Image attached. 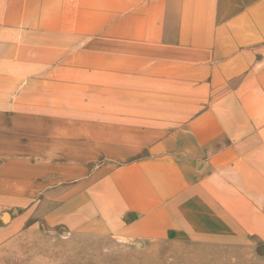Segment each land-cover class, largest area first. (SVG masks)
<instances>
[{
  "label": "rangeland",
  "instance_id": "rangeland-1",
  "mask_svg": "<svg viewBox=\"0 0 264 264\" xmlns=\"http://www.w3.org/2000/svg\"><path fill=\"white\" fill-rule=\"evenodd\" d=\"M0 84L17 99L63 101L66 132L80 133L65 209L94 201L97 227L112 226L104 215L121 202L134 211L129 191L150 186L155 171L206 175L199 182L210 195L222 189L227 211L240 198L242 233L250 209L264 210L252 188L264 185V0H0ZM168 157L176 167H164ZM70 227L55 241L36 236L49 251L36 245L16 264H121L102 251L121 237L70 236ZM241 238L264 264V240Z\"/></svg>",
  "mask_w": 264,
  "mask_h": 264
},
{
  "label": "crops",
  "instance_id": "crops-1",
  "mask_svg": "<svg viewBox=\"0 0 264 264\" xmlns=\"http://www.w3.org/2000/svg\"><path fill=\"white\" fill-rule=\"evenodd\" d=\"M237 42H245L244 37ZM8 68L15 72L14 67ZM10 81L17 84L15 77ZM13 90L0 84V261L8 258L16 264L21 256L30 259L33 247L39 245L36 236L52 235V240H58L69 225L70 236L121 237L123 243H109L102 249L117 252L121 264H258L253 257L257 243L242 242L241 237L253 235L264 240V210L250 209L253 222L242 233L240 198L236 208L227 211L222 189L210 195L209 186L199 182L206 175L187 178L175 170L155 171L150 186L143 184L138 192L129 191L135 197L131 202L136 203L134 211L126 212L128 202H121L117 215H104V222L112 221V226L97 227L96 217H90L92 207L96 212L94 201L74 199L66 211V164H75V151L70 150H74L75 140H80V133L66 132L63 101L21 100ZM162 161L167 169L177 166L175 158ZM260 161L264 163V154ZM207 162L223 166L220 159L208 158ZM232 165L245 171L239 160H233ZM252 188L264 203V185L255 183ZM249 202L257 203L254 199ZM129 213L132 216L125 217ZM85 223L92 226L82 227ZM39 246L49 251V243L41 240ZM242 247L249 252L248 260L241 259Z\"/></svg>",
  "mask_w": 264,
  "mask_h": 264
}]
</instances>
